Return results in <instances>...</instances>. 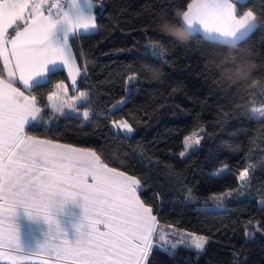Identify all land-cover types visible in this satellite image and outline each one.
Wrapping results in <instances>:
<instances>
[{"label": "trees", "instance_id": "16d2710c", "mask_svg": "<svg viewBox=\"0 0 264 264\" xmlns=\"http://www.w3.org/2000/svg\"><path fill=\"white\" fill-rule=\"evenodd\" d=\"M189 2L93 0L97 27L70 40L78 65L88 69L75 90L91 94L93 116L83 122L47 109L43 115L48 122H33L28 132L95 149L110 166L142 180L141 198L158 209L162 224L209 238L202 253L180 247L170 257L157 250L147 264H264V202L258 204L264 201V121L250 112L251 106L264 105V96L244 87L253 79L264 81V23L236 47L206 41L198 33L180 42L159 30L162 19L182 27L180 13ZM237 6L240 14L251 9L264 15V0L237 1ZM150 40L163 44V60L151 56L146 48ZM229 55L236 64L253 66L246 82L221 78L215 65ZM141 61L159 67L161 78L154 81L147 75L150 82L128 91L126 80L143 69ZM31 94L39 96L37 86ZM120 99L125 103L111 114V105ZM88 106L81 102L80 111ZM122 118L134 127L132 134L112 131L111 121ZM192 132L201 143L179 158L183 140ZM119 153L126 159L119 160ZM249 165L250 184L240 196L237 177ZM229 190L233 195L223 202L212 198ZM234 201L242 205L232 214L200 209Z\"/></svg>", "mask_w": 264, "mask_h": 264}, {"label": "snow or ice", "instance_id": "6c2138e0", "mask_svg": "<svg viewBox=\"0 0 264 264\" xmlns=\"http://www.w3.org/2000/svg\"><path fill=\"white\" fill-rule=\"evenodd\" d=\"M92 9L93 0H0V62L6 74L0 76V262L147 264L153 251L172 257L174 250L184 247L199 254L209 242L206 235L162 224L158 209L141 198L142 180L110 166L95 149L29 134L33 122H48L43 113L49 107L61 116L67 109L84 121L92 118L91 94L79 91L69 96L63 81L48 94V105L41 106L31 94L58 67L66 70L72 86L88 75L87 64L78 65L70 40L97 27ZM180 15L190 35L201 33L206 41L229 47L264 23V15L258 17L254 10L240 14L237 0H190ZM146 48L154 58L163 60L166 54L158 41L150 40ZM230 60L236 64V57L229 55L217 65L227 68ZM140 82H150L143 69L129 75L128 91ZM244 87L264 96L262 80L253 79ZM81 102L89 104L82 113ZM124 103L120 100L109 112L114 114ZM250 111L264 121V107ZM110 126L113 132L135 131L123 118L112 120ZM193 137L196 145L201 143L196 133L185 137L181 158L193 147ZM252 167L237 177L240 196L250 184ZM232 195L229 190L212 198L223 202ZM62 216L70 217V229L61 223ZM21 217L43 226L34 243L22 240Z\"/></svg>", "mask_w": 264, "mask_h": 264}, {"label": "crops", "instance_id": "0c3cea01", "mask_svg": "<svg viewBox=\"0 0 264 264\" xmlns=\"http://www.w3.org/2000/svg\"><path fill=\"white\" fill-rule=\"evenodd\" d=\"M237 1H242V0H237ZM180 22H181V17H180ZM94 30H91L90 32H93ZM198 34H200L202 36L201 33H198ZM1 65H2V62H1ZM2 68H3V65H2ZM3 73H4V71H3ZM4 75H6V74L4 73ZM61 81H63L65 83V85L68 86V91H70L71 87H73V86L70 84V80L67 78V72H66V70H63L62 68L58 67L54 73H50L49 76L47 78H45L44 80H42L39 85H36L38 87V90H39L38 98L40 100L41 106L48 105V103H49L47 100L48 94L50 92L54 91L55 90V84L58 82H61ZM17 86L20 87L22 90H24L23 85L17 84ZM25 91H27V90H25ZM48 109L51 110L50 107ZM56 114L60 115L58 112ZM258 203H259V201H258ZM60 220H61V223L65 227H68L70 229V224H69L70 217L62 216V217H60ZM20 231H21V238L24 242L34 243L37 239L40 238V233L43 231V226L35 224V223H30V222L26 221L23 217H21V219H20ZM0 264H6V262H0ZM25 264H39V262L29 260V261L25 262Z\"/></svg>", "mask_w": 264, "mask_h": 264}, {"label": "clouds", "instance_id": "9594fccd", "mask_svg": "<svg viewBox=\"0 0 264 264\" xmlns=\"http://www.w3.org/2000/svg\"><path fill=\"white\" fill-rule=\"evenodd\" d=\"M159 30L163 33L173 37L177 41L186 42L190 38V34L183 28L176 24L170 23L166 19H162L158 25ZM143 70L152 80H159L162 75V70L157 66L142 65ZM215 67L219 70L222 79L235 81L240 80L246 82L249 79V73L253 71L252 65L231 64L227 68Z\"/></svg>", "mask_w": 264, "mask_h": 264}, {"label": "rangeland", "instance_id": "374dc122", "mask_svg": "<svg viewBox=\"0 0 264 264\" xmlns=\"http://www.w3.org/2000/svg\"><path fill=\"white\" fill-rule=\"evenodd\" d=\"M70 84H71V81H70ZM72 85V84H71ZM75 89V86H73V87H71V90L70 91H68V94H69V96H75V95H78L79 94V91H82V90H74ZM120 100H123V99H120ZM120 100H118V101H116V102H114L112 105H114V104H117ZM111 105V106H112ZM253 107H264V105H262V106H251L250 107V110L253 108ZM81 113L83 112V111H80ZM251 112V111H250ZM65 114L66 115H72V116H78V117H80L81 119H82V121L84 122V120H83V118H82V115H77V114H75V113H72L71 111H68L67 109L65 110ZM64 114V115H65ZM252 115L255 117V118H258L255 114H253L252 113ZM120 133V132H119ZM193 133H195V132H192L191 134H189V135H187L186 137H188V136H192V134ZM120 134H127V133H120ZM185 139V138H184ZM183 142H184V140H183ZM58 143H61V142H58ZM62 144H64V143H62ZM192 145H193V147L192 148H190L189 150H188V152H190L191 150H194V149H196L197 148V145L195 144V137H193V140H192ZM185 150V148H184V143H183V148L179 151V153L181 152V151H184ZM188 152H187V154H188ZM179 153H178V156H179ZM186 154V155H187ZM179 158H181L180 156H179ZM118 159L119 160H125L126 159V156H125V154L124 153H119V155H118ZM221 169H225V167H221V168H219L218 170H217V172H215L214 174H220V173H222V172H224V171H221ZM263 200H259V205H262L263 204ZM241 204H242V201H234V202H231V203H216V204H214V205H212V206H210V207H207V206H203V207H201L200 209H202V210H208V209H213V210H224V209H227L228 211H229V213H235L238 209H239V207L241 206ZM234 219H235V221H237V216H235V217H231V219H230V223L231 224H233V222H234Z\"/></svg>", "mask_w": 264, "mask_h": 264}]
</instances>
